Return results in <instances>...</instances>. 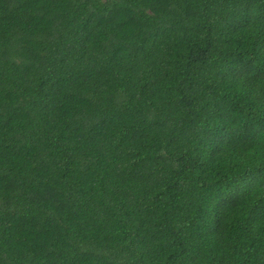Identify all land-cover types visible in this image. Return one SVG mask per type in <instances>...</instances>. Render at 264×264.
Returning a JSON list of instances; mask_svg holds the SVG:
<instances>
[{"label":"trees","instance_id":"trees-1","mask_svg":"<svg viewBox=\"0 0 264 264\" xmlns=\"http://www.w3.org/2000/svg\"><path fill=\"white\" fill-rule=\"evenodd\" d=\"M0 264H264V0H0Z\"/></svg>","mask_w":264,"mask_h":264}]
</instances>
